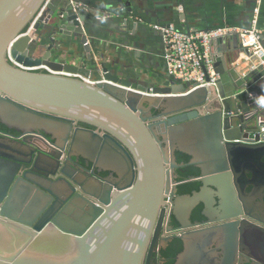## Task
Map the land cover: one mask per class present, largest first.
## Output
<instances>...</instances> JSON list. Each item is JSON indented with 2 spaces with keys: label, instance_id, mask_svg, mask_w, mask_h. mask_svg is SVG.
<instances>
[{
  "label": "water",
  "instance_id": "1",
  "mask_svg": "<svg viewBox=\"0 0 264 264\" xmlns=\"http://www.w3.org/2000/svg\"><path fill=\"white\" fill-rule=\"evenodd\" d=\"M45 2L0 0V123L17 134H0V264H156L170 241L154 248L165 199L176 193L175 168L184 166L175 153L200 171L201 188L184 202L211 210L218 199L222 215L236 206L248 216L242 195L264 191L258 78L228 69L234 56L220 48L214 68L224 67L215 69L214 86L186 93L188 85L171 75L155 82L145 71L131 83L89 43L107 35L156 49L161 34L140 20L137 0L88 8L79 0H48L28 30ZM178 3L166 26L178 20V30L189 32L192 18L176 15ZM224 38L211 43L227 47ZM9 46L23 67L78 76L23 70L8 61ZM129 55L140 59L136 50ZM243 223L183 230L174 264H264L261 250L253 255L242 243L250 236L264 243V233L253 235Z\"/></svg>",
  "mask_w": 264,
  "mask_h": 264
},
{
  "label": "crops",
  "instance_id": "2",
  "mask_svg": "<svg viewBox=\"0 0 264 264\" xmlns=\"http://www.w3.org/2000/svg\"><path fill=\"white\" fill-rule=\"evenodd\" d=\"M80 5L86 8L91 6H98L104 0H79ZM182 7V11L178 9V13L186 15L187 18H192L190 31H208L211 29L233 27L246 29L251 26L264 30V0H137V5L140 12V20L145 22L147 26L157 28L166 27V15L170 9L175 6V2ZM177 7H174L176 10ZM169 26L175 29H182L177 20L176 23ZM226 38L223 43H227V47L218 45L215 42L211 43V50L213 55L221 48L224 49L226 56H234L227 60V68L234 70L240 75H252L260 83L262 92L264 94V71L247 70V64L244 60L246 53L241 47L239 38L231 40L232 35H225ZM157 48L150 52L135 49L136 41L131 38L113 39L111 36L99 35L96 38L92 37L90 45L95 55H100L106 62L108 69L113 73L124 78L129 82H136L135 74L145 71L148 74L156 77L155 82L162 81V75L168 74L166 64L162 56V40L158 36ZM153 44L155 41H150ZM230 49L234 52H229ZM235 49V50H234ZM136 50L139 58L135 61L131 59L129 52ZM55 54H50L49 60H56ZM224 66L219 65L215 67L220 71ZM134 78V79H133Z\"/></svg>",
  "mask_w": 264,
  "mask_h": 264
},
{
  "label": "flooded vegetation",
  "instance_id": "3",
  "mask_svg": "<svg viewBox=\"0 0 264 264\" xmlns=\"http://www.w3.org/2000/svg\"><path fill=\"white\" fill-rule=\"evenodd\" d=\"M153 115H159V113L153 112ZM0 134L17 135L13 130L8 129L1 123ZM38 136H40L41 140L45 141L50 138V136L43 133H40ZM41 144L43 147H46L44 143L41 142ZM181 155L182 154L175 153L176 161ZM72 162L73 161H71L70 164H72ZM78 162L82 163V160L80 159ZM188 162L189 157L187 162H177L178 164H184V166L175 168L173 174L176 177V193H172L167 197V199H165V203L167 205L163 208L159 240L154 248L158 251L159 246H163L165 244L163 241L164 239L169 238L170 241L164 250H161L160 252L158 251L156 264H169L172 258L175 260L177 254L172 256L170 255L169 250L174 242L180 243L182 250V244L176 236L178 233H182V231L186 229H192L196 227L201 228L205 226H219L225 223L238 225L243 221L244 223L242 224V229H247L248 231L254 232L253 235L258 233L260 236H262L261 233H264V224L262 223L264 222V191L256 190V192H254L249 198L247 195H242V198L246 201V211L249 213V215L247 213L248 216L241 215L240 210L237 209L236 206L232 212L230 211L229 213L225 214L227 216L222 215L218 211L220 206L218 199L216 204L212 206L211 210L207 209L205 204L200 201L191 207L190 204L184 202L183 200L185 199V196H189L192 192L198 191L201 188V184L199 182H195V180L200 177V171L194 165H187ZM187 167H190L194 173L189 174ZM101 175L103 177L106 176V174ZM245 182H247V180H245ZM239 183L243 184V181H239ZM213 197H215V194H213ZM180 201H182L181 203L183 205L179 204ZM237 203L241 206L238 199ZM178 218L181 219L182 225L179 224ZM237 227L239 228L240 224ZM238 241L240 243V237L238 238ZM220 243L221 242H215L213 246L217 247L220 245ZM242 243L245 244V247L248 249V251H252L251 253L253 255H257L258 251L261 250V255L263 254L262 257H264V243L261 239L250 236L246 241L243 239ZM174 260L171 264H174Z\"/></svg>",
  "mask_w": 264,
  "mask_h": 264
},
{
  "label": "built area",
  "instance_id": "4",
  "mask_svg": "<svg viewBox=\"0 0 264 264\" xmlns=\"http://www.w3.org/2000/svg\"><path fill=\"white\" fill-rule=\"evenodd\" d=\"M47 1L36 14L28 30L32 28ZM157 29L161 34L162 56L166 64L167 73L178 83L188 85L186 93L201 87L208 88L215 85L217 74L214 68L211 42L221 36L237 35L240 45L246 53L244 60L247 64L248 72L264 71V47L261 43V35L264 34V30L253 26L246 29L223 27L208 31L189 32L177 30L172 26ZM6 56L10 63L23 70H43L51 74H60L68 77L78 76L71 73L53 71L45 66L23 67L11 57L10 46L7 48Z\"/></svg>",
  "mask_w": 264,
  "mask_h": 264
},
{
  "label": "trees",
  "instance_id": "5",
  "mask_svg": "<svg viewBox=\"0 0 264 264\" xmlns=\"http://www.w3.org/2000/svg\"><path fill=\"white\" fill-rule=\"evenodd\" d=\"M187 160H188V157L181 155V156H179V158L177 159V162H178V161H179V162H180V161H181V162H187ZM187 168H188V173H189V174L194 173L193 170H192L190 167H187ZM180 250H181V245H180V243L174 242V243L171 245V248H170L169 252H170V255L175 256L176 254H178V253L180 252ZM173 260H174V259L172 258L171 261L169 262V264H171V263L173 262Z\"/></svg>",
  "mask_w": 264,
  "mask_h": 264
}]
</instances>
